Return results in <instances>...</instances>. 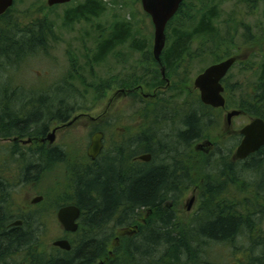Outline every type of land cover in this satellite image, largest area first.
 <instances>
[{
	"label": "trees",
	"instance_id": "1",
	"mask_svg": "<svg viewBox=\"0 0 264 264\" xmlns=\"http://www.w3.org/2000/svg\"><path fill=\"white\" fill-rule=\"evenodd\" d=\"M105 9L106 6L102 0H83L68 7L64 18L67 23L78 20L90 21L100 16ZM38 10L40 9L38 8L36 12ZM11 11L10 7L0 15L1 21L14 22L8 25L9 27L0 25V59H2L0 69L4 68V65L7 69L8 63L22 61L21 56L38 53L39 47L44 45L45 36L51 34L53 30L52 24L45 17L34 18L22 26L18 25L16 21L6 19ZM194 15H198L199 18H194ZM216 15L215 7L207 5L205 0H199L188 13H185L183 9L174 14L166 25V43L160 55V62L165 67V72L174 61H181L182 57L189 53V48L195 40L198 42L205 40L215 44L216 48L211 51L212 53L222 51V54L230 55L225 45L232 44L233 37L227 35L228 33L224 37L220 35V30L215 24ZM182 18L187 19L186 21L197 20L186 26ZM216 39L218 42L215 41ZM127 41L131 42L134 51L144 53L145 61L150 67L155 69L156 66L158 67L152 57L150 43L146 48L144 43L137 41L133 36L131 24L126 20H114L107 33L99 36L96 51L90 57L91 63L101 62L116 46ZM155 75L160 78L156 84H162L164 80L161 74L156 71ZM256 83L254 91H250L248 97L242 99L239 104L249 116L261 117L264 120V73L257 78ZM102 86L105 84L99 83L95 87V94L98 97L101 95ZM54 87L55 89H52L55 90L56 97L40 93L34 96L29 94L26 98L15 97L17 95L15 92L0 87V138L6 140L16 137L11 140L12 154L18 155L17 159L19 158L23 165L21 174L6 177L4 174L8 167L0 160L2 163L0 167L7 169L4 174L1 170L2 174H0V264H99V260L107 264V245L112 232L117 227L137 222L144 207L155 209L160 206L161 210L165 199L171 197V193L177 190L178 178L175 171L169 172L171 168L169 165L184 164L181 159L184 156L181 154L185 149L186 151L188 149L187 154L183 153L185 163L212 164L216 159L215 164L219 166L232 163L226 160L224 155L220 156L218 147L215 155L213 154L215 157L210 155L208 158L193 149V144L196 142L203 138H212L207 136L210 124L216 126L220 124V121L213 117V112L200 102L199 94L193 96L190 95L191 93L187 95L193 97L191 98L193 109H188L187 112L181 109L177 116L169 118L158 116L160 112L151 110L149 112V114L152 112L151 115L148 114L145 119L143 132L129 141L121 140L122 143L114 145L111 152L107 153L104 150L98 160L93 161L85 155L82 159L71 161L68 153L58 146L46 149L43 145L33 144L35 147L30 146L24 149L19 139L39 136L46 132V121L57 120L65 123L76 110V107L65 101L68 94L74 92L62 82ZM227 92L229 93L228 89ZM76 95L78 96L77 93ZM20 100H23L25 104L18 105ZM175 121L178 122V127L168 131L160 130L162 134L159 135L157 125L166 126ZM127 149H129L128 152ZM138 152L151 153L153 156L151 163H158L160 157L164 156L165 160L159 162L164 167L144 168L140 163L132 162V157ZM178 152L180 157L177 156ZM189 155L194 157L189 158ZM246 159L238 163L244 165V171L259 175L260 182L253 187L256 196L259 195L257 188L264 187V145ZM57 163L66 165L68 180L66 185L45 192L43 200L30 211L20 210L21 206L14 196V188L19 185V182L21 184L24 178L27 181L35 180L38 173L44 172ZM31 173L33 175L29 176ZM70 177L72 180H69ZM207 188L210 193L207 192L209 199L203 201L201 205L203 216L192 219L186 226H182L178 219H171L170 210H161L159 235L141 232L134 237H123L121 242L136 246L159 243L162 247L159 250L160 264H183L182 260L186 258H189L192 264L222 261L223 259L212 257L211 254L204 255L210 250L202 246L208 244L210 247L215 243L234 245L235 238L244 233L243 228H251V219L237 213L238 216L230 214L229 212H236L231 209V204H215L212 197L216 191L212 190H219V188L213 184H209ZM256 198L258 199V196ZM247 202L253 204L249 198H246L245 203ZM67 204H74L81 210L77 231L66 233L71 237L68 239L71 249L65 251L52 245L48 251L41 249L40 232L47 219L45 212L40 209H55L56 212L59 207ZM247 207L248 209L243 212L254 211L264 216V205L257 207L254 204ZM16 220H21L23 223L12 226L11 223ZM255 238L256 242L263 245L254 257H250V261L243 264H264V235L258 234ZM198 252L202 254V258L198 257ZM133 253L142 255L151 251L147 248L134 247L131 254ZM141 259L148 261L153 258L141 256ZM130 264L133 262L131 261Z\"/></svg>",
	"mask_w": 264,
	"mask_h": 264
},
{
	"label": "rangeland",
	"instance_id": "2",
	"mask_svg": "<svg viewBox=\"0 0 264 264\" xmlns=\"http://www.w3.org/2000/svg\"><path fill=\"white\" fill-rule=\"evenodd\" d=\"M82 1L71 0L66 4L48 7L46 0H14L11 6L12 11L6 16V19L9 18L8 20L16 21L18 25L22 26V24L34 18L45 17L52 24L53 30L51 34L45 36L44 45L39 47L38 53L21 56L22 61L8 63L7 69L5 65L4 68L0 69V87L15 92L17 94L15 97L26 98L29 94L30 96H34L40 93L56 97L54 85H57L59 82H62L74 92L73 94H68V98L65 101L76 107V110L65 123L75 116L84 115L79 116L71 125L64 126L58 130L55 133V140L52 144L53 147L58 146L67 152L71 161L84 158L90 138L98 128L104 132L105 152L108 153L113 150L114 145L122 143L121 140H124L123 142L129 141L135 135L143 132L146 123L145 119L151 110L155 109L156 113L160 112L158 116L169 118L177 116L181 109L184 112H187L188 109H193V102L191 101L193 97L187 94L191 93L190 95L193 96L199 94L198 90L193 88L194 78L206 67L222 60L223 56H226V54H222V51L211 52L216 48L215 44L205 40L201 42L195 40L189 48V53L182 57L181 61H174L169 66V69H166L169 85L165 87V82H163L160 84L162 87L157 89L156 83L160 78H157L155 74L156 71L160 74L159 67L156 66V69L150 67L147 61H145L144 53L134 51L130 41L116 46L99 63H91L90 60V57L96 51L95 47L99 36L107 33L114 20L128 21L132 26L135 39L144 43L146 48L150 43L149 48L152 51L153 25L150 17L142 10L140 0H102L106 9L100 16L90 21L78 20L67 23L64 15L68 7H72ZM198 1L185 0L186 6L184 7V12L188 13L190 9L198 4ZM205 1L207 5L215 7L217 11L215 24L220 30V35L224 37L228 33L227 35L233 37V43L225 45V47H228L227 50L230 53L235 51L238 43L243 38L244 28L242 26L240 28V25L238 26L237 24L240 20L244 21L242 25L248 26L250 34L262 35V31H264V0H257V3L261 4V6L257 8L253 15H249V12H244V4L250 3L249 0ZM38 8L40 10L36 12ZM16 17H18V21ZM193 17L199 18L198 15H194ZM197 19H188L186 21L187 19L183 20L182 18V22L184 25L189 26ZM13 23H6V21L0 20V25L3 27H9L8 25ZM215 41L218 42L217 39ZM252 46H259L261 48L264 44L258 42ZM195 51L197 52L195 53ZM1 61L2 59H0ZM257 62L260 63L259 60L251 57L246 62L234 66L229 71L226 83L229 90L227 96L230 106L234 107L235 100H237L236 103L240 102L242 99L248 97L250 91H254L257 85V78L261 75L256 65ZM99 83L105 84V86L100 88L101 95L98 97L95 94V87ZM119 84L122 85L120 86ZM137 85H142L143 90L134 89ZM120 88L131 90L127 94L125 91L120 93V91H117ZM154 90L157 91L155 99L143 96V93H153ZM20 104L23 105L25 103L23 100H20L18 101V105ZM247 115L244 114L235 118L234 124L237 127L246 124L249 121ZM95 119L96 121H92ZM46 124V131L50 133L54 126H60L63 123L51 120L46 121ZM177 125L178 122L175 121L166 126L163 124L157 125L156 128L159 131V135H161L162 132L160 130L168 131L175 129L178 127ZM218 127L219 125L210 124L207 136L212 137L211 139L216 137L218 135L217 131H222ZM204 139L207 138L200 140V144L204 143ZM11 140L0 139V160L8 167V170L6 167H0V174L2 172L4 174L6 169L7 172L4 174L6 177L21 174L23 166L21 161L18 160L19 158L17 159L18 155L12 154L11 146L13 144ZM30 146L34 145L23 146V148L26 149ZM194 146L195 144H193V148ZM236 146L237 141L232 137L223 139L221 142H216V148H220V156L224 155L226 160L230 159L231 153L234 152ZM19 148L21 147L19 146ZM187 151L185 149L183 153L186 152L187 154ZM183 153L181 155L184 157H181V159L185 163V155ZM178 154L179 152L177 156L180 157ZM188 157L193 158L194 156L189 155ZM164 160V156H161L160 161ZM215 161L213 160L212 164H215ZM0 165H2L1 162ZM215 165L219 166V164ZM244 169L243 165L239 168V172L238 169L234 171V174L237 172V179L233 174L230 175L232 178L224 177L222 174L219 178H216L225 182L223 184L224 192L220 193L217 199H214L213 202L215 204H231V209L240 213H244L243 211L248 209L247 206H254L255 204L258 207L264 205V187L263 189L257 188L259 195L256 196L253 190L254 185L260 182V179H258L259 175L244 171ZM32 175L33 173L29 176ZM211 175L213 174L211 173ZM24 179L21 180V184L19 182V185L14 188V196L17 203L21 206L20 210L28 212L36 206V204L30 203L33 198L37 196L43 197L45 192L66 185L68 181L66 165L64 163H57V165L55 164L51 168L48 167L44 172L38 173L37 178L33 181ZM69 180H72L71 177ZM257 196L258 199L256 198ZM187 197L189 196L187 195ZM187 197L185 196L176 203L178 222L182 226H186L192 221L191 219H193L192 216H194L195 211L200 209L199 206L202 205V203L200 204V200L196 201L192 212H187L185 209ZM246 198H249L253 204L245 203ZM40 210L45 212L47 219L40 232V245H42L41 249L48 251L52 247L51 242L53 240L63 237L70 239L71 237L63 231L57 221L55 209ZM249 212L246 211V213ZM251 213L248 219H251L250 223L252 226L251 228L244 227L245 231H242L244 233L235 238L233 244L237 247H226L224 244L215 243L213 246L206 247L210 251L204 255L211 254L210 256L212 257H218L220 260L223 259L222 262L232 260L243 264L250 261V257H254L258 253V250L248 252L245 247L253 243L262 244L256 242L255 237L258 234L264 235V216L261 214L253 215L257 213L254 211ZM138 223L137 221L132 224ZM116 232L118 233L119 231H113L111 240L114 236L118 235ZM157 253L161 255L159 251ZM198 257H203L202 254L200 255V252H198ZM99 261L102 262L101 260ZM182 262L183 264H192V262L186 259H183Z\"/></svg>",
	"mask_w": 264,
	"mask_h": 264
},
{
	"label": "flooded vegetation",
	"instance_id": "3",
	"mask_svg": "<svg viewBox=\"0 0 264 264\" xmlns=\"http://www.w3.org/2000/svg\"><path fill=\"white\" fill-rule=\"evenodd\" d=\"M249 1H250V3L244 4V12H249V15H253V13L256 12L257 8L259 6H261V4H258L257 0H255V1L249 0ZM185 6H186L185 0H183L180 3L177 11L183 10ZM242 23H244L243 20H240L239 23H237L238 26L240 25V28H241V26H242V28H244V34L242 36L243 37L242 41L240 43H238V46L236 47L234 52L230 53V55H228L222 59V60H224V59H227V58L233 57V56L236 58V61L234 62V64L229 68L228 72L226 73V75L221 80V84L223 86V93L222 94L225 98L224 106L215 108V107H212L209 105H205L200 101L203 105L207 106L213 112L214 117L220 121L218 128H220V130L223 131V132L217 131L218 135H216V137H213V139H204V141H203L204 143H202V144H200L201 141H198L195 143V146L193 149L195 151H197V153H201V154H203V156H206L207 158L210 155H213V154L215 155L216 141L221 142L223 139L232 137L233 139H235L237 141V146H238V144L240 143V141L242 139V135L240 133V130L245 124L243 126L237 127L234 124V120H235V118L240 117L244 114L247 115V112H245L244 110L241 109L239 102L236 103L237 100L234 101V107L230 106V103H229L230 101H229L228 96H227L228 86L226 83L228 75H229V71L234 66L240 65V63H244L247 60H249L251 57H254L257 60H259V62H260V63L257 62L256 65L258 66V69L260 70L261 74L264 73V61H263L264 60V46H262L261 48L259 46H255V47L252 46L258 42H261L264 44V31H262L261 36L252 35V34H250L248 26L242 25ZM243 50H246V51L243 52ZM152 57H153V54H152ZM222 60H220V61H222ZM155 61L158 64L160 74H161V69L162 68L164 69V77L161 74V78L165 82V87H167L169 85V78L166 76L165 67H163L161 65L160 60L159 61L155 60ZM220 61H217L215 63H218ZM161 87H162V85H160V84L156 85L157 89H159ZM193 88H194V86H193ZM134 89H140L141 90L142 85H138V86L134 87ZM130 90L131 89L128 90V89L120 88L117 91H120V93L125 91V93L127 94V93H130L129 92ZM198 93H199V91H198ZM143 96L146 98H154L155 99V97L157 96V91L154 90L153 93H143ZM231 110H237V111H239V114L233 116L230 119V122H228L227 121V114ZM83 115L84 114H80V117ZM247 116L249 117V121L247 123H249L253 118H257V116H255V117L249 116V115H247ZM92 121H96V119L92 120ZM63 124H61L60 126L56 125L53 127V129L56 128L55 133L64 127ZM98 131H101V130L98 128L94 131V133L98 132ZM101 132H103V131H101ZM47 134H48V131L41 133L39 136L25 137V138L19 139V143L22 146H28V145H33V144L43 145L46 149H48L52 146V144H50L48 142ZM0 139H2V138H0ZM12 139H16V137H13ZM25 139L26 140L31 139V142L30 143H23V141ZM6 140H8V139H6ZM102 142H103V148H102L100 154L94 160L100 159L102 152L105 150L104 132H103ZM219 150H220V148H219ZM126 151L128 152L129 149H127ZM234 152H235V150H234ZM234 152L231 153V156L229 159V161H231L232 163L228 164V165L218 166V165H212L210 163H205V162L198 163V164H193V163H191V164L190 163L180 164L179 163V164L169 165V166H171L169 172L171 173V172L175 171V174L177 175L178 182H177L176 186L178 188H177V190H174L173 193H171V197H168L167 199H165V202L161 206V210L162 211L167 210V209L170 210L171 217H172L171 219H178V209L176 208L177 207L176 203H178L179 200L183 199L185 196L187 197V195H188L189 197L186 198L187 202L185 205V209L187 212H192L193 205L195 204L196 201L200 200V204H201L203 201H206L209 199V197H208L209 194L207 193V192H209L208 188H207V186L209 184H213L214 186H216V188H219V190H212V191H216L214 193V196L212 197L213 198L212 200L214 201V199H217L219 197L218 195L220 193L224 192L223 184L225 181H221V179H216V178H219L221 174L224 177L227 176L229 178V177H231L230 175L233 174L235 176V178L237 179V177H236V176H238L237 172L234 174V171L238 169V172H239V168L242 167V165L240 163H238L241 160L236 159L234 157ZM143 154H150V156H151L150 160L149 161H143V160L139 159V156H141ZM152 158H153V156L149 152H138L134 157H132L131 160H132V162L140 163L142 165V167H144V168H151L152 167V168L160 169V168L164 167L163 164L151 163ZM218 167H220L221 169ZM211 173L214 176L211 175ZM38 203H35V204H38ZM199 208L200 209L195 211L194 216H192L193 219L198 218L199 216H203L202 215V212H203L202 209L203 208H201V206H199ZM161 210H160V206H159V208L155 207V209L144 207L141 210L140 215L137 219V221L139 222L138 224H132L131 223L128 225L117 227L114 231H116V230L119 231L118 233L116 232L118 235L114 236L112 240H111V235H110L109 244L107 245L108 258H107L106 263L107 264H130V262L132 261L133 264H146V262H149L148 264H160L158 260H160L161 255H159L157 252L159 250H161L162 247L159 243L136 246V245H131V244H123L121 242V239L125 236L127 238L134 237L138 233L140 234L141 232H146L147 234L149 233V235H150V233L153 235H159L158 230H159L160 221H161V217H162V215L159 214V212ZM229 213L236 215V216H238L237 214H239L240 216H249L252 214L251 212H249V213H246V212H244V213H242V212L241 213L240 212H229ZM224 215H226V213ZM253 215H260V214L254 213ZM78 225H79V219H78ZM112 235H113V232H112ZM262 245L263 244H258V243L257 244H249L245 247V249L249 250V251L258 250ZM224 246H226V247H230V246L231 247H237L235 245H224ZM134 247L147 248L151 251V253L142 254V255H140L138 253H133V255H134L133 256L131 254V252H132V249H134ZM202 247H209V245L206 244V245H203ZM129 249H130V251H129ZM156 253H157V255H156ZM137 255H140V256L136 257ZM141 256L143 258L144 257H152L153 259H149L148 261L147 260L143 261V259H141ZM186 259H187V261L190 260L189 258H186ZM233 262H236L238 264H242L241 262L232 261V260L231 261L228 260L227 262L219 261V262L213 263V262H207L206 261V262H200V263L226 264V263H233ZM99 264H103V262H99Z\"/></svg>",
	"mask_w": 264,
	"mask_h": 264
},
{
	"label": "water",
	"instance_id": "4",
	"mask_svg": "<svg viewBox=\"0 0 264 264\" xmlns=\"http://www.w3.org/2000/svg\"><path fill=\"white\" fill-rule=\"evenodd\" d=\"M71 0H46V5L51 7L58 4H66ZM183 0H140L142 10L150 17L153 25V45L152 54L155 60H160V55L164 50L166 43L165 29L169 20L176 13L180 3ZM14 0H0V15L7 11ZM236 58L229 57L218 63H214L206 67L193 80V86L199 91L200 101L215 108L223 107L225 98L223 96V86L221 84L222 78L226 75L229 68L234 64ZM161 74L164 77V69H161ZM239 111L231 110L227 114V121L238 115ZM80 116V115H79ZM79 116L73 117L69 122L64 123L63 126L71 125ZM54 128L47 134V140L52 144L55 140ZM240 133L242 139L235 149L234 157L239 160L247 158L250 154L255 153L264 145V120L260 117L253 118L249 123L245 124ZM103 132L98 131L92 134L89 145L86 150V155L94 160L103 148ZM31 139L24 140L23 143H30ZM150 154H143L139 159L149 161ZM43 199L42 196L33 198L30 203L35 204ZM81 215V210L74 204H67L59 207L56 210V219L62 227L63 231L67 233H74L78 229V219ZM22 223L17 220L11 223L12 226H18ZM51 245L59 249L69 251L71 244L66 238H57L51 242ZM212 264V263H200ZM226 264H238L236 262Z\"/></svg>",
	"mask_w": 264,
	"mask_h": 264
},
{
	"label": "bare ground",
	"instance_id": "5",
	"mask_svg": "<svg viewBox=\"0 0 264 264\" xmlns=\"http://www.w3.org/2000/svg\"><path fill=\"white\" fill-rule=\"evenodd\" d=\"M61 113V112H60ZM58 117V116H57ZM251 155V154H250ZM247 160V159H246ZM232 190V189H231ZM252 192V191H251ZM261 194V193H260ZM249 203V202H248ZM81 217V216H80ZM14 220V219H13ZM262 221V220H261ZM23 223V222H22ZM256 223V222H255ZM139 234V233H138ZM72 236V235H71ZM126 237V236H125ZM257 240V239H256ZM200 264V263H199Z\"/></svg>",
	"mask_w": 264,
	"mask_h": 264
}]
</instances>
